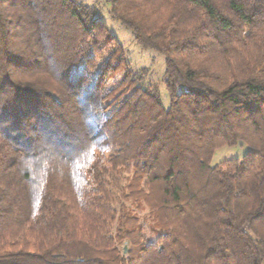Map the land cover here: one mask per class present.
Returning <instances> with one entry per match:
<instances>
[{
    "label": "trees",
    "instance_id": "16d2710c",
    "mask_svg": "<svg viewBox=\"0 0 264 264\" xmlns=\"http://www.w3.org/2000/svg\"><path fill=\"white\" fill-rule=\"evenodd\" d=\"M105 1L169 106L95 7L0 0V264H264V0Z\"/></svg>",
    "mask_w": 264,
    "mask_h": 264
},
{
    "label": "rangeland",
    "instance_id": "374dc122",
    "mask_svg": "<svg viewBox=\"0 0 264 264\" xmlns=\"http://www.w3.org/2000/svg\"><path fill=\"white\" fill-rule=\"evenodd\" d=\"M86 5L95 7L97 16L107 25L111 33L121 41L129 66L134 73L141 77L140 85L149 87L157 85L162 95L163 103L169 106V96L164 83L165 74V56L162 53L151 49L141 47L134 39L132 31L121 26L110 14L109 3L105 0H79ZM119 76H122V72ZM249 151L247 145H237L233 147H224L217 151L213 164H217L225 159L243 157ZM141 217V223L146 233L148 242L157 241L161 228L154 219L149 216V208L142 204V207L136 210Z\"/></svg>",
    "mask_w": 264,
    "mask_h": 264
},
{
    "label": "water",
    "instance_id": "95a60500",
    "mask_svg": "<svg viewBox=\"0 0 264 264\" xmlns=\"http://www.w3.org/2000/svg\"><path fill=\"white\" fill-rule=\"evenodd\" d=\"M127 247H125V249H126Z\"/></svg>",
    "mask_w": 264,
    "mask_h": 264
}]
</instances>
